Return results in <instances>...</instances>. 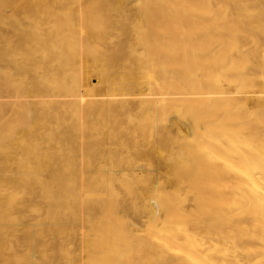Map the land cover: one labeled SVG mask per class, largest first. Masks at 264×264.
Wrapping results in <instances>:
<instances>
[{
	"label": "bare ground",
	"instance_id": "obj_1",
	"mask_svg": "<svg viewBox=\"0 0 264 264\" xmlns=\"http://www.w3.org/2000/svg\"><path fill=\"white\" fill-rule=\"evenodd\" d=\"M63 260L264 264V0H0V264Z\"/></svg>",
	"mask_w": 264,
	"mask_h": 264
},
{
	"label": "rangeland",
	"instance_id": "obj_2",
	"mask_svg": "<svg viewBox=\"0 0 264 264\" xmlns=\"http://www.w3.org/2000/svg\"><path fill=\"white\" fill-rule=\"evenodd\" d=\"M31 213H32V214H31ZM29 215H30V216H29L30 218H29L28 220H31V219H32V216L34 215V212H30ZM71 247H74V244H69V248H71ZM64 260L67 262L68 259L66 258V259H64ZM64 260H63V262H64ZM67 263H68V262H67ZM67 263L64 262L63 264H67Z\"/></svg>",
	"mask_w": 264,
	"mask_h": 264
}]
</instances>
